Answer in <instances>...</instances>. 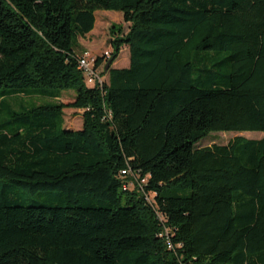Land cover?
Here are the masks:
<instances>
[{"label":"trees","instance_id":"obj_1","mask_svg":"<svg viewBox=\"0 0 264 264\" xmlns=\"http://www.w3.org/2000/svg\"><path fill=\"white\" fill-rule=\"evenodd\" d=\"M99 11L128 29L88 88ZM0 91V264H264V137L197 147L264 134V0H0Z\"/></svg>","mask_w":264,"mask_h":264},{"label":"rangeland","instance_id":"obj_2","mask_svg":"<svg viewBox=\"0 0 264 264\" xmlns=\"http://www.w3.org/2000/svg\"><path fill=\"white\" fill-rule=\"evenodd\" d=\"M95 31L92 36H90L89 40L78 39L79 48L76 50L78 55H84V53H88L91 59H97L100 57H104L105 52H108L110 55L111 49L109 46V41L111 40L110 30L113 26H121L123 32H126L128 29V25L123 23V16L119 12H109V11H99L95 14ZM80 44V45H79ZM82 46V47H81ZM129 59V52L127 48H123L121 54L114 62V64H123L125 65V61ZM126 67L122 66V68ZM113 68V66H112ZM103 72V67L100 69V73ZM86 87L92 88V85L87 83ZM47 92H52L53 90H46ZM1 92V91H0ZM57 92V91H53ZM60 98L54 101L52 98L48 96H19L17 99H10L11 102L16 106L23 105L25 108H31L35 105H46L51 103H63L68 104L71 103L76 95L74 90L63 91L60 92ZM8 100V99H7ZM19 100V101H17ZM16 106V107H17ZM19 108V107H17ZM82 115L83 111L76 110H65L63 114L64 120V129L70 131H79L82 129ZM6 115L2 112L0 115V120L5 118ZM236 137H244L246 139L259 140L264 137V134L261 133H217L211 134L206 139L202 140L198 144V148L210 147L212 145L224 146L227 145L230 141H232ZM128 189L130 192L133 191L134 187L129 182Z\"/></svg>","mask_w":264,"mask_h":264},{"label":"built area","instance_id":"obj_3","mask_svg":"<svg viewBox=\"0 0 264 264\" xmlns=\"http://www.w3.org/2000/svg\"><path fill=\"white\" fill-rule=\"evenodd\" d=\"M104 56L109 57V53L105 52ZM103 66L104 64L100 67H96V59L95 60L91 59L88 53H84V55H82L78 60V67H79V70L83 74L85 83L92 85L93 87L96 85L102 86V84L104 83V78L101 77V73H100V69ZM127 174H130L128 170L121 172L122 177H126ZM131 176H132V181H133L131 183L132 185L137 184V186L141 188L142 185L146 184V178L140 179L138 176H134V175H131ZM168 248L170 249L171 246L168 245Z\"/></svg>","mask_w":264,"mask_h":264},{"label":"crops","instance_id":"obj_4","mask_svg":"<svg viewBox=\"0 0 264 264\" xmlns=\"http://www.w3.org/2000/svg\"><path fill=\"white\" fill-rule=\"evenodd\" d=\"M95 23H96V19H95ZM94 31H95V25H94L93 31L90 34H88L84 39L85 40H89L90 39L89 37L94 34ZM121 52H122V50H121ZM121 52H120V54H121ZM124 64L126 65V67H124V68H122V66H125L123 64L122 65L121 64H117V65L116 64H113L112 66H113V69H125V68H128V66H129V59H127ZM104 79L107 80V76H105Z\"/></svg>","mask_w":264,"mask_h":264},{"label":"water","instance_id":"obj_5","mask_svg":"<svg viewBox=\"0 0 264 264\" xmlns=\"http://www.w3.org/2000/svg\"><path fill=\"white\" fill-rule=\"evenodd\" d=\"M109 68H111V61H107L105 64L104 72L107 73Z\"/></svg>","mask_w":264,"mask_h":264}]
</instances>
